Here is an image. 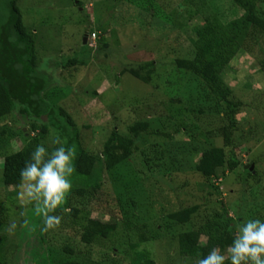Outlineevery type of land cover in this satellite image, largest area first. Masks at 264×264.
I'll return each mask as SVG.
<instances>
[{
    "label": "rangeland",
    "instance_id": "374dc122",
    "mask_svg": "<svg viewBox=\"0 0 264 264\" xmlns=\"http://www.w3.org/2000/svg\"><path fill=\"white\" fill-rule=\"evenodd\" d=\"M22 1L23 24L37 36L39 68L52 77L44 98L70 115L84 149L100 154L112 117L120 120L118 130L123 137L129 136L130 125L144 119L151 129L162 133L141 138L130 161L104 174L105 204L119 219L94 210L87 214L102 223L116 224L113 236L84 245L79 240L81 222L73 225L62 213L54 214L61 222L44 232L48 264H132L136 244L137 252H145L153 264H188L179 250V235L215 214L220 216L222 208L237 224L249 219L264 221V96L258 66L264 64V37L258 45L249 41L247 50L221 76L222 86L230 91L228 99L242 104L226 147L219 131L225 123L213 103L195 101L199 92L192 81L171 66L174 60L193 57L188 31L198 20L184 0ZM259 1L264 12V0ZM206 2L224 24L241 15L232 0ZM92 32L105 34L107 48L97 37L83 45L84 34ZM69 60L76 64L66 66ZM150 62L155 71L149 85L129 74L120 75L125 68ZM94 91L96 98L92 97ZM87 124L91 129H86ZM30 125L16 111L0 113V134L7 130V138L0 137L4 153L19 152L37 136ZM45 145L49 153L59 146L51 141ZM212 150L224 156L216 175L206 179L195 170L196 162ZM228 162L236 167L230 170ZM2 163L0 159V264H22L18 257L22 209L32 203L21 195V185L3 186ZM245 166L251 168V176ZM81 201L87 204L88 198ZM193 206H199V211L188 225L169 219L170 214ZM235 232L237 235L238 227ZM141 237L146 241L142 243ZM65 246L75 256H68ZM29 248L30 252L40 251L41 245L32 238ZM31 261L28 257L25 264Z\"/></svg>",
    "mask_w": 264,
    "mask_h": 264
},
{
    "label": "trees",
    "instance_id": "16d2710c",
    "mask_svg": "<svg viewBox=\"0 0 264 264\" xmlns=\"http://www.w3.org/2000/svg\"><path fill=\"white\" fill-rule=\"evenodd\" d=\"M206 1L184 0L188 8L194 9L196 19L200 23L193 24L188 31L191 36L193 57L174 60L171 66L192 81L196 91L199 92L195 101L213 103L215 113L220 115L221 121L225 123L219 131L227 147L231 132L235 128V116L242 104L228 99L230 91L222 86L221 76L230 62L243 50H247L246 45L249 41H254L258 45L264 37V12L259 9V0H232L241 15L224 24L209 11ZM22 2V0H0V113L16 111L24 120H28L30 127L37 132V136L30 138L22 150L13 154H8V151L4 153V148L0 145V159L3 162L2 183L5 187L20 186V169L29 160L35 147L40 142L46 147L45 141L46 143L52 141L53 137L64 140L65 147H71L75 152L76 171L71 177L73 187L65 204L50 214L62 213L73 222V225L81 222L79 240L84 245H92L98 239L111 238L116 230V224L109 225L91 219L90 214H87L88 211L102 212L113 219H119L105 204L107 196L103 193L104 174L108 175L114 168L130 161L133 154L138 151V142L141 138L149 135L160 136L162 133L151 129L148 120L144 119L130 125L127 128L129 136L123 137L118 130L120 120L112 117L107 122L111 131L103 143L100 154L97 156L84 149L81 145L80 130L70 115L62 107L52 106L44 98L52 77L39 68L36 55L37 36L23 24L20 10ZM189 17L193 15L189 14ZM97 34L99 43L107 48L105 34ZM99 51H102L101 46ZM75 64L76 60H69L66 66ZM258 66L263 75L264 96V64L259 62ZM154 71L155 64L150 62L139 64L135 68H125L120 75L129 74L142 84L149 85ZM97 95L95 91L92 93L94 98ZM87 125L86 129H91V125ZM6 133L7 130H4L0 137L6 139ZM223 156L221 151L212 150L198 159L195 170L203 178L210 179L216 175ZM228 167L233 170L236 165L228 162ZM245 171L251 176L249 169ZM83 198H88L89 210H87L88 205L81 201ZM29 209L34 212L30 213ZM22 211L24 216L20 223L18 257L22 259V264H25L28 257H32V264H48L43 249L46 243L45 231L42 230L43 218L35 212L34 203ZM198 211L199 206L183 208L170 214L169 219L177 225L185 226L191 223L192 217ZM221 211L223 214L220 216L215 214L196 229L179 235V250L188 264H198L199 259L206 256L213 247H219L225 255L228 252V246L236 236L237 223L228 216L224 208ZM120 220L126 223L124 218ZM32 238L39 241L40 251H28ZM140 239L142 243L146 241L142 237ZM137 248L138 244L132 246V264H153L148 260L146 253L137 252ZM64 251L68 256H75V252L67 246L64 247ZM17 262L15 264L19 263ZM63 264H77V262L66 261ZM225 264H230V259L225 260Z\"/></svg>",
    "mask_w": 264,
    "mask_h": 264
},
{
    "label": "clouds",
    "instance_id": "9594fccd",
    "mask_svg": "<svg viewBox=\"0 0 264 264\" xmlns=\"http://www.w3.org/2000/svg\"><path fill=\"white\" fill-rule=\"evenodd\" d=\"M89 36L86 44H89ZM51 142L59 146L49 153L43 144H38L19 172L23 188L21 195L29 203H34L35 212L43 218V231L59 226L61 217L50 213L65 204L73 187L71 177L76 171L74 150L65 147L62 139L53 137ZM15 227L13 223L11 228ZM237 227V235L227 249L230 264H264V221L249 219L238 222ZM225 260L221 249L213 247L198 264H225Z\"/></svg>",
    "mask_w": 264,
    "mask_h": 264
},
{
    "label": "built area",
    "instance_id": "2783aa9c",
    "mask_svg": "<svg viewBox=\"0 0 264 264\" xmlns=\"http://www.w3.org/2000/svg\"><path fill=\"white\" fill-rule=\"evenodd\" d=\"M97 35L95 33H91L89 36V44L93 43L96 39Z\"/></svg>",
    "mask_w": 264,
    "mask_h": 264
},
{
    "label": "water",
    "instance_id": "95a60500",
    "mask_svg": "<svg viewBox=\"0 0 264 264\" xmlns=\"http://www.w3.org/2000/svg\"><path fill=\"white\" fill-rule=\"evenodd\" d=\"M86 40H87V34H84L83 41H82L83 42V45L86 44ZM244 169L246 170L248 168L245 166ZM249 171H251V168L249 169Z\"/></svg>",
    "mask_w": 264,
    "mask_h": 264
}]
</instances>
